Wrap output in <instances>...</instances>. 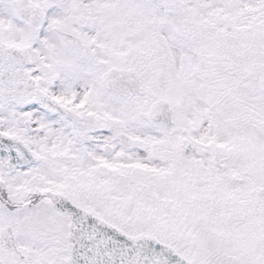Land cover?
I'll return each instance as SVG.
<instances>
[{"label":"snow or ice","instance_id":"obj_1","mask_svg":"<svg viewBox=\"0 0 264 264\" xmlns=\"http://www.w3.org/2000/svg\"><path fill=\"white\" fill-rule=\"evenodd\" d=\"M0 264H264V0H0Z\"/></svg>","mask_w":264,"mask_h":264}]
</instances>
